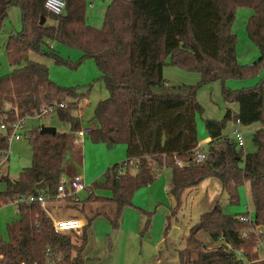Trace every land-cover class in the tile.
Listing matches in <instances>:
<instances>
[{
    "label": "trees",
    "instance_id": "trees-1",
    "mask_svg": "<svg viewBox=\"0 0 264 264\" xmlns=\"http://www.w3.org/2000/svg\"><path fill=\"white\" fill-rule=\"evenodd\" d=\"M64 2V13L53 15L45 9V0H0V32L10 7H19L22 16V29L10 33L4 43L8 62L16 68L0 77V124L8 126L0 130L1 154L8 149L9 125L42 105H56L55 117L69 126L68 132L53 134L40 133V126L28 127L30 165L16 180L0 177L5 182L0 205L14 203L19 213V219L7 226L8 239L0 237V264H83L86 229L95 216L104 214L96 212L87 219L81 228V243L75 246L68 235L54 230L39 202L26 201L32 195H56L63 165L75 148V133L82 127L78 106L89 98L92 86L57 85L48 67L30 60V53L50 56L74 70L92 59L100 72L95 80L104 83L108 96L96 103L88 121L94 127L87 137L108 148L125 145L126 160L108 167L102 180L89 185L84 202H112V227L117 226L121 210L132 205L135 192L151 185L164 168L170 170L169 193L175 201L172 215L180 209L186 189L214 178L231 204L240 203L239 188L247 183L253 224L264 226V0H109L100 28L87 25L86 9L91 2ZM240 7L253 10L245 30L259 50V57L244 65L237 61V37L232 31ZM47 19L53 23L47 24ZM154 38L159 40L156 46L152 45ZM52 43L70 48L78 57L60 56ZM146 54L156 61L145 65ZM165 66L198 73L199 81L183 85L185 93L155 92L152 83H167L158 74ZM258 76L260 80L250 88L225 86L228 80ZM217 80L224 102L236 104L237 110L227 109L221 120L204 121L210 141L201 149L206 159L196 162V115L203 109L195 94L202 85ZM237 120L242 126L260 124L251 135L252 152L238 148L224 133ZM97 186L108 187L112 196H97ZM61 199L79 202L72 197ZM239 215L224 213L218 202L202 213L177 251L178 264H242L236 253L249 264H264L254 250L257 236H242L250 225L239 221Z\"/></svg>",
    "mask_w": 264,
    "mask_h": 264
},
{
    "label": "rangeland",
    "instance_id": "rangeland-1",
    "mask_svg": "<svg viewBox=\"0 0 264 264\" xmlns=\"http://www.w3.org/2000/svg\"><path fill=\"white\" fill-rule=\"evenodd\" d=\"M88 2H91V4L86 9L87 25L100 28L109 0H88ZM252 14L253 10L248 7L238 8L235 14L232 31L237 37L236 54L240 65L250 64L259 57L258 48L249 40L245 30L246 22ZM46 23L52 24L53 21L47 19ZM21 29V10L17 6L10 7L0 32V77L10 74L16 68L8 62L4 43L10 33L19 32ZM157 43H159L158 38H154L152 45L156 46ZM55 44L52 43L51 45L54 46ZM54 49L64 58L75 60L74 57H78V53L62 45L56 44ZM29 59L45 64L49 69L50 79L59 86L83 87L92 84L88 101H84L85 107L81 113L84 125L92 118L96 103L108 96L104 83L95 80L100 76V72L92 59L86 60L77 70L68 65L58 64L52 57L43 54L30 53ZM158 74L160 77H162V74L167 83L162 84L159 80L152 83L151 88L155 92L185 93L187 88L183 85L189 86L199 81L198 73L186 72L172 66H165L162 70L160 68ZM260 78L261 76L246 80H228L225 86L231 89L250 88L256 85ZM195 95L196 100L203 109L202 114L196 115V128L199 138L205 132V120H221L227 109L233 112L237 109L236 104L224 102L222 84L218 80L202 85L197 89ZM232 124L226 126L225 134H231L234 126ZM41 125L53 126L60 132L69 131V126L59 122L54 114L42 118L27 117L25 120L26 128ZM236 127L244 137V152H252L255 148L251 141V135L260 127L259 122L248 126L237 125ZM76 147L81 153V163L80 165L75 164L73 175H79L86 188L76 194L75 198L79 202H69L62 199L53 200L50 212L51 216L56 219L76 217L84 224L96 212L104 213L95 216L86 229V240L82 253L83 264H151L153 261L151 256L157 255V252L154 253L152 249L158 239L163 238L167 241L171 237L170 234L173 233L178 238H180V235L182 237L187 236L190 226L198 220L202 213L211 210L216 202H218L224 213L247 214L250 218L254 217V206L247 183L239 188L240 203L231 204L227 194L222 191L219 181L214 178H208L200 185L189 188L185 194L183 193L182 210L180 207L177 213L172 215L171 210L174 207V205L172 206L174 199L169 191L165 190V187L170 185V172L169 170H163L151 185L141 187L135 192L132 205H127L121 210L117 218V226L114 228L110 222L111 219H114L115 213V205L112 202L84 201L89 194L87 189L89 185L100 179L108 167L126 160V146L121 144L114 148H108L105 144L94 143L86 137L84 145L82 147L76 145ZM31 157L32 149L25 138L12 140L9 158L0 166V177L3 174L10 180L17 179L19 173L30 165ZM130 171L133 173L134 169L132 168ZM4 187L5 182L0 180V190H3ZM94 193L104 198L112 196V191L106 186L95 187ZM187 193L194 194L193 202H191L190 195L188 196ZM191 207L193 208L192 211H190ZM18 219L19 213L16 204L0 205L1 238L8 239L7 226ZM176 223H178L180 229L175 230V232L173 228ZM63 234L70 237L73 245L78 246L81 243L80 229L77 232L67 231ZM161 245V252L166 253L173 264H178L177 251L175 250L179 247L175 246L174 251L168 253L164 243ZM72 255H74V252H72ZM259 256L264 259V251L260 252Z\"/></svg>",
    "mask_w": 264,
    "mask_h": 264
},
{
    "label": "built area",
    "instance_id": "built-area-1",
    "mask_svg": "<svg viewBox=\"0 0 264 264\" xmlns=\"http://www.w3.org/2000/svg\"><path fill=\"white\" fill-rule=\"evenodd\" d=\"M44 7L49 13L53 15H61L64 13L65 10V2L64 0H45ZM56 107H57L56 105H42L41 107L38 108L37 111H35L32 115H29L27 117L42 118L46 115H51V114L53 115L56 112ZM58 107L59 108L63 107V104H59ZM27 117L18 118L15 122H12L9 125L11 133L7 137L8 149L6 150V152H3L4 154H1L0 152L1 154L0 166L3 165L8 160L11 141L21 139V137L25 139L27 138V128L25 126V120ZM233 124L234 126L230 136L232 137L238 148H243L244 137L242 132L236 127L237 125H240L239 120H237ZM7 129H8L7 124L2 122L0 124V130L6 131ZM90 130H91V126L81 127L80 130H78L75 133L74 136L75 144L79 142H83L87 137L88 133L90 132ZM205 159H206V153L201 151V147L198 143L195 148V161L203 162ZM84 188H86V185L84 184V181L81 179L79 175H74L67 179L61 177L56 188L55 196L50 197L42 194H39L37 196L32 195L27 197L26 201L39 202L44 208L47 201H49L51 198L61 199L64 197H72L73 199L76 200L75 198L76 194L79 193ZM166 189L167 191H169V187H167ZM237 218L239 221L248 223L250 225V228L248 230L242 232V236L248 237L250 233L257 236L254 250L258 253L264 251V226H255L253 224L252 218H250L249 216L239 215ZM53 228L58 233H65L67 231H78L79 229L82 228V224L77 219H61L53 222ZM236 254L238 255L239 259L243 260L242 264L248 263L247 259L243 258L241 253H236Z\"/></svg>",
    "mask_w": 264,
    "mask_h": 264
},
{
    "label": "crops",
    "instance_id": "crops-1",
    "mask_svg": "<svg viewBox=\"0 0 264 264\" xmlns=\"http://www.w3.org/2000/svg\"><path fill=\"white\" fill-rule=\"evenodd\" d=\"M76 57L77 56H75L74 58H76ZM156 59H157L156 57L155 58L154 57L152 58V57H150V55L146 54L145 65H146V63L148 61H153V62H151L153 64L156 61ZM162 69L163 68H161V70ZM161 76H162V79H163V75L162 74H161ZM84 101H88V100L85 99V100H82L80 102V104L78 106V115H79L80 120L82 121V127H84V126H91V129H92L94 127V124L87 122L84 125L83 120H82V117H81V113L83 112V109L85 107L84 106L85 105L84 104ZM232 125H234V124H232ZM198 138H199V136H198ZM209 141H210V138L208 136H206V132H203L202 133V137L199 138V142H198L202 150H205L206 149V145H207V143ZM84 143H85V140L83 142H79V143H76L75 144L74 150L72 151L71 155L67 158L68 161L66 160L65 161V164L63 165V168H62L63 169L62 177L70 178V177L74 176L73 175V172H74V167H76L75 164L78 163L80 165V163H81V153H80V150H77V147L78 146L76 147V145H79L80 147H82V145H84ZM9 150H10V148H9ZM8 158H9V156H8ZM71 162H72V164H71ZM163 170H169V169L164 168ZM163 170H161V171H163ZM169 172H170V170H169ZM203 182H204V180L201 183H203ZM167 187H169V185L165 187V190L166 191H167V189H166ZM150 188H152V187H150ZM188 189H186L184 191V194H185V192L188 191ZM189 191H191V190H189ZM187 194H188V196L190 195V193H187ZM190 198H191V202H193L194 194H191L190 195ZM58 199H60V198H58ZM53 200H57V199H50L49 201H47V203L44 206V209H45L46 213L48 214V216L52 219V221L55 222V221H58V220H61V219L60 218L56 219V218H54V217L51 216V212L50 211H51V203H52ZM173 205H175V201H174V203H172V206ZM182 206H183V203H182ZM181 210H182V207H181ZM192 210H193V208L191 207V210L190 211H192ZM65 219H77V220H79L81 222L82 225H84V222H82L80 219H78L76 217H69V218H65ZM177 224L178 223H176L174 225L175 227L173 228V231L180 229ZM170 236L171 237H169L167 241L165 239L161 238V239H158V241H156V243L153 245V249L152 250H153L154 253L157 252V255H153V256L150 255L151 257H153V261L151 262V264H173V262H171V260L168 258V256L166 255V253H162L161 252V250H160V248L162 246L161 244L164 243L166 252H168V253H170L172 250L174 251V247L175 246H178L179 247V248H177V250H175V251H178L179 249L183 248L184 243H185V239H186L187 236H183L182 237V235H180V238H178V236H176L175 233L170 234ZM168 242L170 243L169 245H168ZM140 262H142V260H140Z\"/></svg>",
    "mask_w": 264,
    "mask_h": 264
},
{
    "label": "water",
    "instance_id": "water-1",
    "mask_svg": "<svg viewBox=\"0 0 264 264\" xmlns=\"http://www.w3.org/2000/svg\"><path fill=\"white\" fill-rule=\"evenodd\" d=\"M39 23L41 25H43L45 23V19L43 17H41ZM55 131H56V128L53 126H44V125L40 126V133H42V134H53V133H55ZM39 187H41V186H39Z\"/></svg>",
    "mask_w": 264,
    "mask_h": 264
}]
</instances>
